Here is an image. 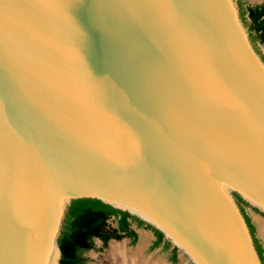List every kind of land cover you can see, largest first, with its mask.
<instances>
[{
  "label": "water",
  "instance_id": "95a60500",
  "mask_svg": "<svg viewBox=\"0 0 264 264\" xmlns=\"http://www.w3.org/2000/svg\"><path fill=\"white\" fill-rule=\"evenodd\" d=\"M232 193L264 216V62L232 0H0V264H58L91 201L187 264H262Z\"/></svg>",
  "mask_w": 264,
  "mask_h": 264
},
{
  "label": "trees",
  "instance_id": "16d2710c",
  "mask_svg": "<svg viewBox=\"0 0 264 264\" xmlns=\"http://www.w3.org/2000/svg\"><path fill=\"white\" fill-rule=\"evenodd\" d=\"M238 13L243 26L246 28L251 45L264 44V8L261 5L243 9L239 7ZM232 198L241 211L263 264L261 247L254 236V228L244 211L245 203L235 193H232ZM110 219L114 222V226L109 222ZM131 224H135L137 228L143 226L151 230L156 238L152 247L161 241L162 235L159 231L128 213L114 209L100 201L84 202L68 213L61 224L57 238V246L60 252L58 264H86L82 255L93 248L95 239L101 243L102 247H105L109 240L119 241L122 238L134 243L136 234L130 228ZM166 246L168 243L164 247ZM174 260V254L171 252L170 261L173 262Z\"/></svg>",
  "mask_w": 264,
  "mask_h": 264
},
{
  "label": "rangeland",
  "instance_id": "374dc122",
  "mask_svg": "<svg viewBox=\"0 0 264 264\" xmlns=\"http://www.w3.org/2000/svg\"><path fill=\"white\" fill-rule=\"evenodd\" d=\"M233 2L235 0H232ZM242 2L246 5H255L262 4L264 6V0H242ZM256 54L260 57V55L264 58V44H258L255 46L251 45ZM259 54L257 53V51ZM261 59V57H260ZM264 62V61H263ZM244 211L248 216L250 223L254 228V236L257 239L261 250H262V261L264 264V241L261 237H263L259 230L258 223L264 224V216L256 211V209L250 208L247 204H245ZM109 222L112 226H114V222L110 219ZM131 229L134 230L136 234V240L134 243H130V241L126 238H122L119 241L109 240L105 247L101 246V243L98 240L93 241V248L85 253H83V258L86 260V264H112L110 255H109V247L111 243H123L125 248L129 250H136L137 248H141L140 256L138 261L147 260L148 264H187L184 259L179 255V253L175 252V260L173 262L170 261V244L169 246L164 247L162 242L152 247V242L154 236L151 230L146 229L145 227L137 228L135 224L130 225ZM264 239V237H263ZM164 240V239H163ZM147 258V259H146ZM140 259V260H139Z\"/></svg>",
  "mask_w": 264,
  "mask_h": 264
},
{
  "label": "bare ground",
  "instance_id": "6f19581e",
  "mask_svg": "<svg viewBox=\"0 0 264 264\" xmlns=\"http://www.w3.org/2000/svg\"><path fill=\"white\" fill-rule=\"evenodd\" d=\"M258 225L260 233L264 237V224L258 223ZM140 250L141 248H137L136 250H129L125 248V245L123 243H111L109 247V255L112 264H148V261H145L144 259L141 260V263L140 261H138V258H141L140 252L142 253V251ZM56 257L57 252L55 251V248L52 244L50 264H55Z\"/></svg>",
  "mask_w": 264,
  "mask_h": 264
},
{
  "label": "flooded vegetation",
  "instance_id": "af4514ba",
  "mask_svg": "<svg viewBox=\"0 0 264 264\" xmlns=\"http://www.w3.org/2000/svg\"><path fill=\"white\" fill-rule=\"evenodd\" d=\"M234 4H235V6H236V9H237V13H238V8L239 7H241L242 9L243 8H246V7H252V6H257V5H261L263 8H264V6L262 5V4H255V5H246V4H244L243 2H242V0H235L234 1ZM238 17H239V13H238ZM239 20H240V18H239ZM241 21V20H240ZM242 23V22H241ZM243 25V24H242ZM244 27V26H243ZM245 28V27H244ZM245 31H246V28H245ZM246 33H247V31H246ZM247 35H248V33H247ZM256 45H258V44H255V45H253V47H254V49H255V46ZM257 51V50H256ZM257 53L259 54V52L257 51ZM260 55V54H259ZM260 57L262 58V60L264 61V58L260 55ZM131 228V227H130ZM133 230V229H132ZM134 231V230H133ZM153 234V233H152ZM153 236H154V234H153ZM155 240H156V238H155V236H154V239H153V242H152V245H153V243L155 242ZM115 241V240H114ZM162 242V244H163V246H165L166 245V243H168L166 240H163V237H162V239H161V241L159 242V243H161ZM168 246H169V243H168ZM174 249V250H173ZM174 251V252H173ZM171 252L174 254V257H175V252H176V249L175 248H173V247H170V256H171Z\"/></svg>",
  "mask_w": 264,
  "mask_h": 264
}]
</instances>
